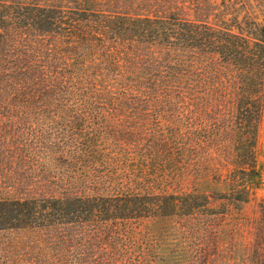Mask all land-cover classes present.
Masks as SVG:
<instances>
[{"label": "trees", "instance_id": "obj_1", "mask_svg": "<svg viewBox=\"0 0 264 264\" xmlns=\"http://www.w3.org/2000/svg\"><path fill=\"white\" fill-rule=\"evenodd\" d=\"M263 103L264 0H0V121L64 132L0 128V264H264L221 242Z\"/></svg>", "mask_w": 264, "mask_h": 264}, {"label": "rangeland", "instance_id": "obj_2", "mask_svg": "<svg viewBox=\"0 0 264 264\" xmlns=\"http://www.w3.org/2000/svg\"><path fill=\"white\" fill-rule=\"evenodd\" d=\"M198 105L199 103L197 100H189L187 103L178 102L176 104V115L181 116L186 112L184 115L189 116L188 123H191L195 121V116L191 111ZM58 126L59 124L57 122L48 120L35 121L32 119H17L0 121L1 132L4 130L7 135L14 136L18 141L27 144L30 143L33 150L39 148V143L37 142L38 136H48L46 138L51 139L54 136L63 134L64 132ZM184 126H182L183 130H185ZM71 131L77 132V130L73 128ZM66 132H70V129ZM256 149V169L258 174L249 178L252 192L250 198L248 202L241 205L240 208L228 210L221 223L223 224L221 227V242L231 251L229 259L238 262L250 259L251 256H248V251L252 247H264V240L257 238L260 224L256 221L262 207H264V103L257 132ZM32 156H34V153ZM42 156L45 155L43 154ZM42 161L43 158L37 159L33 157L31 163L39 164ZM26 175L24 179L31 180V174L28 172ZM222 189L224 190L226 188L223 187Z\"/></svg>", "mask_w": 264, "mask_h": 264}]
</instances>
